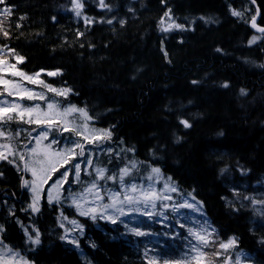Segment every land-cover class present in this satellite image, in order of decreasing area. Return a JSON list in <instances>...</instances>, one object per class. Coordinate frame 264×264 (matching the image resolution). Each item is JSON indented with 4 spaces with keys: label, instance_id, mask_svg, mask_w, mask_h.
I'll use <instances>...</instances> for the list:
<instances>
[{
    "label": "trees",
    "instance_id": "16d2710c",
    "mask_svg": "<svg viewBox=\"0 0 264 264\" xmlns=\"http://www.w3.org/2000/svg\"><path fill=\"white\" fill-rule=\"evenodd\" d=\"M105 2L112 5V11L101 10L98 0H84V14L96 21L115 17L113 23L86 25L83 18L68 11L71 0H7L13 14L0 19L11 39L0 36V45L7 44L23 55L25 63L18 67L29 74L60 70V75L42 78L56 87L72 88L78 95H71V102L86 106L96 116L97 126L111 127L112 142L105 147L115 151L134 147V156L121 155L159 167L163 177L171 176L183 192H193L219 237H235L236 251L252 263L264 264V216L260 214L264 208L257 205L254 209L231 192L235 188L264 199V34L249 44L254 36L250 20L257 10V25L264 27V0ZM228 4L242 11L243 17H233ZM168 8L185 30L161 31L159 21ZM20 16L26 18L19 20ZM121 19L126 21L123 27ZM16 23L21 24L19 29ZM78 31L84 35L77 38ZM217 48L222 52H216ZM192 80L200 83L193 85ZM225 82L229 87H220ZM241 89L247 95L241 96ZM178 117L189 120L192 127L183 128ZM17 127L28 128L16 123L4 126L5 130ZM24 138L22 133L19 141L11 142L18 145ZM107 160V155L96 157L101 166ZM124 162L117 165L113 159L107 166ZM145 166L141 164V173L135 175H143ZM67 167L72 179L74 169L71 164ZM225 167L228 172L221 175ZM238 168L247 170L246 174L241 175ZM0 169L5 172V179L0 180L5 242L32 264H144L143 243L123 235L122 226L116 230L117 226L103 221L98 227L87 222L81 250L65 244L59 239L63 230L56 222L58 213L48 208L46 200H42L41 214L21 212L29 194L20 188L14 169L6 164H0ZM221 197L232 200L238 210ZM3 201L15 207L25 228L41 232V244L34 251L24 243L23 230L8 216ZM65 211L84 222L74 210ZM91 242L95 249L89 247ZM167 244V254L178 258L182 242L168 239Z\"/></svg>",
    "mask_w": 264,
    "mask_h": 264
},
{
    "label": "snow or ice",
    "instance_id": "6c2138e0",
    "mask_svg": "<svg viewBox=\"0 0 264 264\" xmlns=\"http://www.w3.org/2000/svg\"><path fill=\"white\" fill-rule=\"evenodd\" d=\"M161 2L164 3L165 0ZM98 7L112 11V5L105 0H98ZM84 8V0H71L68 11L83 18L86 25L95 22L112 24L115 19L113 17L105 21L101 18L96 21L84 14ZM228 10L233 17H243V12L233 8L231 4H228ZM128 11L134 12V9L129 7ZM171 12V8H168L160 18L161 31L167 33L173 29L185 30V25L177 23ZM12 14L13 6L7 0H0V17L10 18ZM25 18L20 16L19 20ZM55 19L53 17L54 21ZM119 23L123 27L126 21L121 19ZM250 24L257 32L264 33V27L257 25L255 15L251 17ZM15 27L19 29L21 24L16 23ZM83 35L84 33L77 32V38ZM0 36L5 40L11 39V33L5 29L3 19H0ZM256 39L253 36L249 44ZM216 52L222 50L217 48ZM164 55L167 58V52ZM25 60L16 49L7 44L0 45V96L13 97V101L0 99V140L7 141L0 143V164H6L15 170L20 188L26 189L29 194V202L26 207L19 209L21 212L41 214L42 200H46L48 208L58 213L56 222L63 230L59 239L76 250H81V239L86 235L87 222L98 227L103 221L117 226L116 230L122 226L125 230L123 235H131L143 243L144 264H241L240 253L236 254L234 261L230 254L239 247L235 237L221 239L207 219L197 220L190 215L197 213L204 216L203 204L193 192H183L171 176L163 177L159 167L134 158L125 159L127 153L135 155L134 147L120 148L119 151L105 147L112 142L111 127L97 126L96 116L86 106L72 103L69 97L78 95L72 88L56 87L41 79L44 70L29 74L19 68L18 65L24 64ZM60 74V70L46 72L48 77ZM191 83L198 85L200 82L192 80ZM25 84L39 86L43 91L33 90ZM220 87L228 88L229 84L225 82ZM48 93L52 94L51 97ZM240 95L245 96L247 93L241 89ZM23 101L42 103L25 105ZM12 123L27 125L28 128L5 130L4 126ZM178 123L185 129L192 127L185 118L178 117ZM22 133L25 134L24 140L14 145L11 141H19ZM32 141L35 143L32 144ZM179 141L180 137H176L175 142ZM101 154L108 156L107 164L103 166L96 161V157ZM113 159L117 165L121 160L125 162L123 166L109 168L107 165L112 164ZM70 164L74 169L72 179H69L67 167ZM141 164L146 165L144 174L137 176L135 174L142 171ZM238 170L241 175H245L247 171L242 168ZM226 172L227 167L220 170L221 175ZM2 179H5V172L0 169V180ZM161 183L162 186L157 187ZM66 184L68 187H65ZM72 185H76L78 190ZM231 192L234 197L249 201L254 209L257 205L264 208V199L258 200L242 194L235 188ZM221 198L227 201L228 206H234L232 200ZM3 204L7 206L8 216L14 217L15 223L23 230L24 243L31 246L29 251H34L41 244V232L36 227H31L29 231L16 216L15 207L8 205V201H3ZM66 209L74 210L75 216L82 218L84 222L70 217L66 214ZM233 210L238 208L233 207ZM260 214L264 216V211ZM157 225L160 226L159 229ZM5 233V225L0 224V264H32L18 249L5 242ZM168 239L184 243L180 257L167 254ZM89 247L95 249L97 246L91 242ZM83 255L81 251V256ZM87 264H91V261H87Z\"/></svg>",
    "mask_w": 264,
    "mask_h": 264
},
{
    "label": "rangeland",
    "instance_id": "374dc122",
    "mask_svg": "<svg viewBox=\"0 0 264 264\" xmlns=\"http://www.w3.org/2000/svg\"><path fill=\"white\" fill-rule=\"evenodd\" d=\"M74 14V13H73ZM256 37H258V36H256ZM25 86L26 87H29L27 84H25ZM29 88H31V87H29ZM0 91H2V90H0ZM37 91H43V90H37ZM51 95L52 94H48V96L49 97H51ZM0 99H7L8 101H13V97H8V96H0ZM59 99V98H58ZM23 104H25V105H28V104H30V103H35V102H29V101H23L22 102ZM40 103H42V102H40ZM35 143V141H33V143L32 144H34ZM55 147V146H54ZM84 167V166H83ZM162 186V183H161V185H157V187H161ZM78 190V189H77ZM190 215L191 216H193L195 219H197V220H202V219H206L205 218V216H203V217H201V216H199V214H197V213H190ZM66 226H68V227H70V225H66ZM181 231H183V230H181ZM185 235H186V233H185ZM183 244V250H184V243H182ZM182 253H183V251L182 252H180V254H179V257L182 255ZM237 253H240L241 254V264H252L251 262H250V260H249V258H248V256H246L244 253H241V252H239V251H236L235 249L234 250H232L231 251V255H232V257H233V261L235 260V257H236V254Z\"/></svg>",
    "mask_w": 264,
    "mask_h": 264
},
{
    "label": "water",
    "instance_id": "95a60500",
    "mask_svg": "<svg viewBox=\"0 0 264 264\" xmlns=\"http://www.w3.org/2000/svg\"><path fill=\"white\" fill-rule=\"evenodd\" d=\"M258 17H259V12H258V10H257V13H256V23H257ZM250 26H251V24H250ZM251 28H252V27H251ZM252 30L256 31V29H254V28H252ZM256 32H257V31H256ZM259 33H260V32H259Z\"/></svg>",
    "mask_w": 264,
    "mask_h": 264
}]
</instances>
